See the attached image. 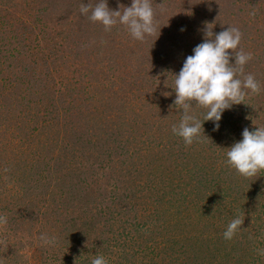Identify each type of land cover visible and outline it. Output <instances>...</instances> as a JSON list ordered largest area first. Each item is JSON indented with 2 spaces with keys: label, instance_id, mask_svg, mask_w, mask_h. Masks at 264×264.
I'll list each match as a JSON object with an SVG mask.
<instances>
[{
  "label": "rangeland",
  "instance_id": "374dc122",
  "mask_svg": "<svg viewBox=\"0 0 264 264\" xmlns=\"http://www.w3.org/2000/svg\"><path fill=\"white\" fill-rule=\"evenodd\" d=\"M82 3L96 0H0V264H264V171L224 163L245 127H264V0H151L143 41ZM207 24L240 28L261 90L185 146L170 85Z\"/></svg>",
  "mask_w": 264,
  "mask_h": 264
},
{
  "label": "clouds",
  "instance_id": "9594fccd",
  "mask_svg": "<svg viewBox=\"0 0 264 264\" xmlns=\"http://www.w3.org/2000/svg\"><path fill=\"white\" fill-rule=\"evenodd\" d=\"M79 12L89 21L101 24L106 32L117 24L122 25L138 41H143L156 30L151 0H131L130 6L117 10L110 9L107 0H96L94 5L82 3ZM249 15L254 16L255 10ZM227 25L226 29L215 34L213 26L206 25L204 39L185 58L170 85L175 92L173 103L182 109L180 120L172 125L171 131L182 139L185 146L201 142L203 121H211L214 130L219 129V121L226 109L233 104L244 103L249 92L259 94L261 90L254 75L244 71L252 54L239 48L242 39L240 28ZM165 83L169 85L167 81ZM192 106L205 110L202 121L190 111ZM241 136L242 139L226 148L224 163L242 177H256L264 171V127L258 126L252 131L245 127ZM243 219L240 216L231 219L223 232V239L231 240L241 228ZM3 222L6 220L0 217V223ZM39 241L42 246L52 245L55 237L41 233ZM256 253L264 256V248H258ZM90 264H108V261L97 254L91 258Z\"/></svg>",
  "mask_w": 264,
  "mask_h": 264
}]
</instances>
